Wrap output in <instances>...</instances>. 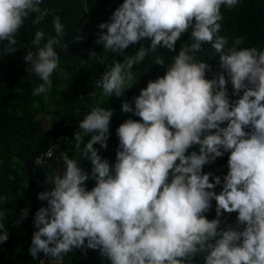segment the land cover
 Wrapping results in <instances>:
<instances>
[{"label":"clouds","instance_id":"9594fccd","mask_svg":"<svg viewBox=\"0 0 264 264\" xmlns=\"http://www.w3.org/2000/svg\"><path fill=\"white\" fill-rule=\"evenodd\" d=\"M42 2L0 0V54L20 49L17 35L33 15L35 25L53 11L41 8ZM240 2L123 0L110 21L98 25L95 43L115 56L150 40L148 48L141 45L122 62L114 59L101 74L95 87L108 97H121L131 88L137 81L133 66L158 47L175 51L189 30L191 42L168 59L162 77L140 90L134 107L121 103L122 112L139 120L126 119L116 129L119 144L113 164L93 147L107 148L113 110L93 107L80 120L73 135L79 159L62 152L56 159L63 171L45 181L54 187L38 194L47 207L34 216L37 230L28 249L33 260L42 253L50 264H63L68 253L91 249L110 264H193L197 256L204 264H264V50L242 47L243 36L226 47L228 38L219 34L222 6L232 10ZM52 28L53 35L36 31L22 57L41 81L33 96L49 92L61 61L56 49L67 47L59 15L53 16ZM82 39L78 35L76 42ZM205 44L219 54L223 74L213 79L206 78L210 66L195 58ZM96 56L89 53V58ZM153 63L163 67L165 58L157 55ZM229 83L231 95L239 97L234 101ZM193 146L198 152L188 153ZM225 153L228 171L217 194L221 178L210 182L212 174L203 173V167ZM46 155L52 157L53 151ZM82 160L90 162V172L81 167ZM89 180L95 181L91 190L86 188ZM212 201L215 218L209 220L205 214ZM225 213H237L235 229L220 227ZM28 214V208L22 209L15 223ZM5 220L0 210V243L9 238Z\"/></svg>","mask_w":264,"mask_h":264},{"label":"trees","instance_id":"16d2710c","mask_svg":"<svg viewBox=\"0 0 264 264\" xmlns=\"http://www.w3.org/2000/svg\"><path fill=\"white\" fill-rule=\"evenodd\" d=\"M122 3L123 0H43L41 8L47 7L53 11L41 23L35 25L31 23L33 15L17 35V47L20 49L12 55L0 54V197L8 198L0 201V210L6 213L5 227L9 232L8 240L0 243V264H37V260H33L29 255L28 249L33 232L37 230L33 227L35 213L39 208L47 207V202L40 201L38 194L41 191H51L54 187L45 181L47 176L57 174L59 167L63 169L62 162L56 159L62 152L79 159L73 135L84 115L97 106L113 110L107 148L101 149L99 144L93 146L103 159L110 165L113 164L119 144L116 129L126 119L139 120V117L131 113L122 112L121 103L128 102L134 107L133 100L140 90L146 87L149 80L162 77L168 59L178 54L183 44L191 42L189 30L177 41L175 51L169 52L158 47L156 53H149L141 63L133 66L137 81L125 90L121 97L103 95L95 87L96 81L114 59L122 62L124 57L134 56L141 45L145 48L150 46V40L146 39L141 44L130 45L122 55L115 56L104 50L102 45L95 43L101 32L98 25L109 22L114 10ZM221 12L224 19L220 22L219 34L228 38L226 47L231 46L236 37L243 36L246 39L242 47L256 46L264 50V0H241L237 8L227 10L222 6ZM55 15H59L61 22L65 24L66 34L62 43L67 47L56 49L61 61L51 77L52 87L49 92L33 96V89L41 81L27 70L28 66L22 57L30 47V41L36 31L43 30L46 36L54 34L52 19ZM103 31L106 32V29ZM78 35L83 39L76 42ZM91 52H95L97 56L89 58ZM157 55L165 58V66L153 63ZM195 58L210 66L206 78L213 79L223 74L219 54H216L210 45L205 44L202 51L196 53ZM64 71L68 73L66 78L62 76ZM227 87L230 100L238 99V96L231 95L230 83ZM224 126L226 124L221 125ZM90 138V134L84 136L81 147ZM47 150L53 151V156L38 163L37 159ZM191 151L198 152V146L190 148L188 153ZM228 155L229 153H225L214 163L203 167V173L212 174L210 182L215 177L221 178V186L214 189L217 194L222 190L223 177L228 171ZM81 167L88 172L91 170V164L86 160L81 161ZM36 179L41 182V186L36 185ZM94 186V180L86 182L87 190ZM211 203L212 208L205 214L209 220L215 218V201ZM24 208L29 209L28 217L17 225L15 221ZM236 216L237 213H225L221 217L220 227L223 229L231 226L235 229ZM63 264L110 262L102 258L98 251L86 249L68 253L63 258ZM193 264H204L203 258L197 256Z\"/></svg>","mask_w":264,"mask_h":264},{"label":"built area","instance_id":"2783aa9c","mask_svg":"<svg viewBox=\"0 0 264 264\" xmlns=\"http://www.w3.org/2000/svg\"><path fill=\"white\" fill-rule=\"evenodd\" d=\"M48 151H51V150H47L44 154L40 155V157L37 159L38 163H41L42 160H44L46 158H51V157L46 155V153ZM35 183H36V185L41 186V182L38 179L35 180ZM41 193H43V191H41ZM39 260H44L45 264H50V258L45 257L42 253L39 254V257L37 259V264H39V262H38Z\"/></svg>","mask_w":264,"mask_h":264},{"label":"rangeland","instance_id":"374dc122","mask_svg":"<svg viewBox=\"0 0 264 264\" xmlns=\"http://www.w3.org/2000/svg\"><path fill=\"white\" fill-rule=\"evenodd\" d=\"M44 123H45V125L44 126H46L47 125V123H46V121L44 120ZM60 168V170L61 171H63V169H62V167H59Z\"/></svg>","mask_w":264,"mask_h":264}]
</instances>
